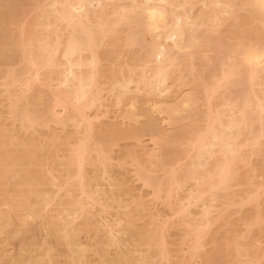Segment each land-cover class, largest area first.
<instances>
[{
    "label": "bare ground",
    "instance_id": "bare-ground-1",
    "mask_svg": "<svg viewBox=\"0 0 264 264\" xmlns=\"http://www.w3.org/2000/svg\"><path fill=\"white\" fill-rule=\"evenodd\" d=\"M0 264H264V0H0Z\"/></svg>",
    "mask_w": 264,
    "mask_h": 264
}]
</instances>
